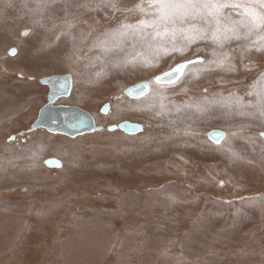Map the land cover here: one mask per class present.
Instances as JSON below:
<instances>
[{"label": "rangeland", "instance_id": "rangeland-1", "mask_svg": "<svg viewBox=\"0 0 264 264\" xmlns=\"http://www.w3.org/2000/svg\"><path fill=\"white\" fill-rule=\"evenodd\" d=\"M138 2L98 7L100 0H56L37 12V0H0V264H264L258 38L226 41L223 48L197 41L184 55L203 63L188 66L173 89L151 75L168 71L177 58L163 51L156 58L132 31L118 34L121 24L142 18L125 11ZM237 11L225 9L233 20ZM24 29L58 44L59 57L29 47L10 56ZM67 31L75 39L61 35ZM133 54L157 66L125 63ZM63 74L71 75L72 89L55 105L88 111L103 131L27 132L47 102L49 88L39 79ZM143 81L150 83L145 97L125 95ZM147 97L163 98L165 107L148 108L141 103ZM208 102L203 114L192 107ZM123 121L143 130L106 131ZM213 129L226 132L219 144L207 136ZM50 157L62 167L45 166Z\"/></svg>", "mask_w": 264, "mask_h": 264}, {"label": "snow or ice", "instance_id": "snow-or-ice-1", "mask_svg": "<svg viewBox=\"0 0 264 264\" xmlns=\"http://www.w3.org/2000/svg\"><path fill=\"white\" fill-rule=\"evenodd\" d=\"M56 0H37V12L47 10L50 5L55 4ZM67 3V0H66ZM108 0H100L97 5L107 6ZM256 4L259 5L257 10ZM114 11H117L116 5H111ZM225 9L237 11L240 17L233 20L225 13ZM125 11H137L141 14L135 26L132 24H121L118 34L126 35L129 31L138 35L142 42L155 53L158 58L161 51L169 57H176L178 62L175 67L169 71H160V74L153 73L151 80L157 84L167 83L173 89L180 83H183L182 76L184 70L189 66L197 63H203L200 58L193 60L184 55L185 50L197 41L211 40L212 43L220 48L224 47L226 41H239L248 39L251 36L258 38L259 44L256 46V52L264 55V0H255V3H244L242 0H139L131 8H125ZM151 16V19L146 17ZM202 22V25L197 22ZM72 27L69 24V29ZM151 29V31H147ZM62 36L72 37L70 31L61 33ZM113 35H116L114 33ZM60 37H57L59 41ZM75 39V37H72ZM24 47L35 50L36 54H44L50 58H58L60 55L58 44H51L44 40L38 33L32 34L30 30L24 29L19 33L18 42L11 46L8 50L10 56H17ZM215 54V53H214ZM140 54H133L131 60L125 63H132L134 66L139 63L143 68H151L153 65L150 60H139ZM227 59L217 63L222 66ZM247 68V66H245ZM208 69H200L204 71ZM228 70H235L234 66H229ZM249 71L251 69H248ZM150 83L134 84L128 89V94L135 96L137 99L145 97ZM207 91V89H205ZM162 99L158 102L155 97H147L141 103L147 105L148 108H154L159 103V107L163 109L165 105ZM236 104H240L238 97L233 98ZM211 102L196 103L192 107L196 112L203 114L211 108ZM232 107V103L224 105ZM260 117L264 118V93H261L257 105L254 106ZM210 139L219 144L223 139V132H211L208 134ZM264 136V132L260 134ZM14 140L15 137H9ZM232 157L238 158L236 153L231 154ZM46 163H51L46 161ZM59 166V165H58ZM223 181H221V185Z\"/></svg>", "mask_w": 264, "mask_h": 264}, {"label": "water", "instance_id": "water-1", "mask_svg": "<svg viewBox=\"0 0 264 264\" xmlns=\"http://www.w3.org/2000/svg\"><path fill=\"white\" fill-rule=\"evenodd\" d=\"M197 58H200L203 61L201 57H195L192 59L196 60ZM173 67H175V65ZM39 82L43 85L48 86L49 88V92L47 95V102L44 106H42L38 110L37 118L30 125L27 132H32L37 129H45L46 131L52 134L76 137L86 133H92L95 131L104 130L103 126L95 124L93 116L88 111L77 106L55 105V102L57 101L58 98L67 97L71 92L73 81L70 74L51 75L47 77H42L39 79ZM141 83H149V82L143 81L136 84H141ZM160 84H167V83L162 82ZM132 87L133 85L129 86L125 90V95H127L129 98H136L135 96L128 94V89ZM149 89L147 90V92L149 91ZM108 111H109V104L106 103L101 109V112L107 113ZM116 130H119L126 134H137L143 130V125L136 122L123 121L118 124H113L106 127V131L109 132H113ZM211 132H223L225 134L224 137L226 136V132L224 130L213 129L207 133L208 138H209L208 134ZM261 133L262 132H260V134ZM261 137L264 138V136ZM24 140L25 139H22V141ZM210 140L213 141V139ZM46 161L51 163H46ZM43 163L45 166L49 168H61L63 165L61 160L55 157L46 158L43 161Z\"/></svg>", "mask_w": 264, "mask_h": 264}, {"label": "bare ground", "instance_id": "bare-ground-1", "mask_svg": "<svg viewBox=\"0 0 264 264\" xmlns=\"http://www.w3.org/2000/svg\"><path fill=\"white\" fill-rule=\"evenodd\" d=\"M92 10V9H91ZM93 11V10H92Z\"/></svg>", "mask_w": 264, "mask_h": 264}]
</instances>
